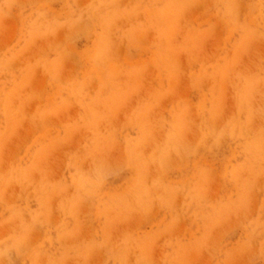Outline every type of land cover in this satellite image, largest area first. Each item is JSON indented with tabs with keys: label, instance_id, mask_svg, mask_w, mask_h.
Masks as SVG:
<instances>
[{
	"label": "rangeland",
	"instance_id": "rangeland-1",
	"mask_svg": "<svg viewBox=\"0 0 264 264\" xmlns=\"http://www.w3.org/2000/svg\"><path fill=\"white\" fill-rule=\"evenodd\" d=\"M0 264H264V0H0Z\"/></svg>",
	"mask_w": 264,
	"mask_h": 264
}]
</instances>
